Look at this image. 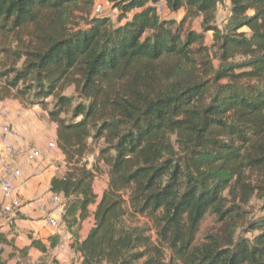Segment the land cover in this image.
I'll use <instances>...</instances> for the list:
<instances>
[{"label": "trees", "instance_id": "1", "mask_svg": "<svg viewBox=\"0 0 264 264\" xmlns=\"http://www.w3.org/2000/svg\"><path fill=\"white\" fill-rule=\"evenodd\" d=\"M95 1L0 0L8 84L55 98L61 219L68 232L92 219L71 244L79 264H264V0H107L114 23ZM71 85L74 103L61 93ZM208 216L215 227L200 232Z\"/></svg>", "mask_w": 264, "mask_h": 264}, {"label": "rangeland", "instance_id": "2", "mask_svg": "<svg viewBox=\"0 0 264 264\" xmlns=\"http://www.w3.org/2000/svg\"><path fill=\"white\" fill-rule=\"evenodd\" d=\"M97 3L102 4V14L108 15L114 23L117 20L118 16L117 10L113 9L107 0H96L94 4ZM228 19L229 2L224 1L217 7L215 24L219 28L224 29L229 25ZM190 27L194 31L202 33L201 19H195ZM212 36V31L204 32V44L206 46L211 45ZM13 61H15V55L12 54V52L7 54V51L6 53L0 51V111L3 109L7 111V115L5 117L3 116L4 118L0 116V123L8 122L6 119L11 117L14 122L17 123L18 127L22 126L21 131H17V129L10 122H8L9 125L14 128L18 132V134L24 138L25 142L29 143L30 145H32L33 141L28 137H25L26 133H29L30 136L34 135L37 137L38 133L36 132V130L40 131V134L43 133V136L45 135L44 138H47L49 141H54L53 137L54 134H56L57 123L50 118L49 111L55 109V98L53 96H49L43 98L42 100L36 99L34 98L31 91L25 90L23 83H19L17 87H10V85L8 84V80L12 77V74H10V72L13 68ZM20 65L21 61L17 62L14 68L20 67ZM4 73H6V75H4ZM61 93L66 96L72 97L73 103L80 100L74 90V86L72 85L67 86L64 90H62ZM60 118L70 120V111L62 112L60 114ZM22 131L25 133V136ZM48 140L47 142H49ZM54 142V149L58 150L59 147L57 146L56 140ZM21 146L25 147L24 144H22ZM97 151L98 146L92 143L90 145V150L82 160H87L88 167L91 166V163L95 161L94 159ZM101 169L102 172L97 175L92 183L93 188L96 190V192L103 191V189L107 185V175L105 172L106 167L101 164ZM40 201L41 200L37 202L38 207ZM259 206L260 200L252 197L249 207L256 213L258 212ZM139 219L140 223L146 221V219L142 217H139ZM90 220L92 219L88 218L84 221L83 225L80 224L79 227H74L72 229V232L69 231V240L71 241L70 244H65V242L63 244H59L57 239L48 240L47 244H44L45 251L39 247H36L35 245H31V241L35 240V238H33L32 231L30 229H27L24 226L20 225L18 226L15 224H9L8 230H6V232L0 233V252L2 254V257L7 261L8 264H51L53 260L57 261L58 264H79V261L76 258V254H74L73 257H69L66 255V252L68 251V247L72 249L71 244L75 242L76 239L81 238V232H85L92 226ZM214 227L215 223L213 218L211 216H208L202 222L200 226V232L209 231ZM63 229L65 234H67L68 228L66 227V225ZM50 238H52V236H50ZM53 241L56 242L54 247L51 246ZM28 242L29 245L27 244ZM66 256L68 260H62L63 257L65 258Z\"/></svg>", "mask_w": 264, "mask_h": 264}, {"label": "crops", "instance_id": "3", "mask_svg": "<svg viewBox=\"0 0 264 264\" xmlns=\"http://www.w3.org/2000/svg\"><path fill=\"white\" fill-rule=\"evenodd\" d=\"M6 120L10 122L17 129V131H21L22 126L18 127L17 123H15L11 117L7 118ZM36 132L38 133L37 137L33 134V136H30L29 133H26L25 136V133H23L26 138L28 137L33 141L32 146L40 149L43 157L36 163H29L26 160L28 148L26 147L25 143H23L25 147L21 146L22 143L18 145V151L16 152L17 154L14 158V164L21 170V176L15 178L14 185L16 188V193L20 198L21 206L14 212L13 215L5 214L0 209V233L6 232V230H8L9 224H15L30 229L32 231L33 238H35V240L40 242L42 245L47 244L48 240L56 239L59 244H63L64 242L65 244H70L71 241L69 240V232L65 234L63 229L65 228V225L61 219L62 215L58 217L59 226L56 228L51 227L46 222L45 213L40 207H38L37 204L39 200H41L39 203L48 201L50 194L52 193L50 191V180L52 177L61 176L65 172V158L59 149L57 150L47 146L48 139L44 138L45 135L43 136V133L40 134V131L37 130ZM53 138L55 141L56 134H54ZM94 192L100 196L102 191L96 192L94 189ZM90 222L92 225V220H90ZM83 223L84 222H82V225ZM88 230L89 228L85 232H81L80 239H83L86 236ZM50 236H52V238H50ZM27 244L29 245V242ZM74 254L75 253L73 249L68 247L66 255L73 257ZM67 256L65 258L63 257L62 260H68Z\"/></svg>", "mask_w": 264, "mask_h": 264}, {"label": "built area", "instance_id": "4", "mask_svg": "<svg viewBox=\"0 0 264 264\" xmlns=\"http://www.w3.org/2000/svg\"><path fill=\"white\" fill-rule=\"evenodd\" d=\"M164 6L162 3L158 5V11L162 12ZM102 4H94L93 12H102ZM7 115L5 109L0 111V116L4 118ZM4 116V117H3ZM25 143L28 148L26 160L29 163H36L43 157L40 149L25 142L24 138L12 128L8 122L0 123V209L5 214H14L21 206V201L16 193L14 185L15 178L21 176V170L15 166L14 158L17 152L18 145ZM49 148H55V142H48ZM41 210L45 213V219L49 226L58 227V217L63 214L65 201L61 195L51 193L47 202L39 204ZM1 250V246H0Z\"/></svg>", "mask_w": 264, "mask_h": 264}]
</instances>
